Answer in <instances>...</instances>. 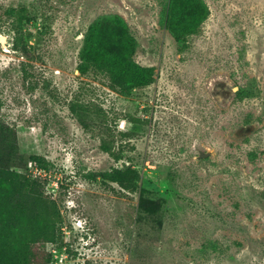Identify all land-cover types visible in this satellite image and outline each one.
I'll return each instance as SVG.
<instances>
[{"label": "rangeland", "instance_id": "1", "mask_svg": "<svg viewBox=\"0 0 264 264\" xmlns=\"http://www.w3.org/2000/svg\"><path fill=\"white\" fill-rule=\"evenodd\" d=\"M177 2L0 0V126L12 169L61 211L55 264H264V0H203L201 24L202 0ZM21 8L24 52L7 14ZM115 16L156 71L129 94L79 71L90 28ZM128 166L136 191L99 176Z\"/></svg>", "mask_w": 264, "mask_h": 264}, {"label": "trees", "instance_id": "2", "mask_svg": "<svg viewBox=\"0 0 264 264\" xmlns=\"http://www.w3.org/2000/svg\"><path fill=\"white\" fill-rule=\"evenodd\" d=\"M201 2V0H200ZM177 0H171V6ZM198 24L206 19L208 6ZM26 8L9 9V17L14 16V47L24 52L23 21ZM178 42L183 36L172 30ZM138 44L131 34L126 21L111 17L96 22L90 28L84 48L81 51L79 71L86 75L91 68L107 73L111 87L123 94L136 88L146 87L156 81L153 67H144L136 62ZM16 132L0 126V264H55L53 255L47 252L48 243H58L63 229V219L57 202L49 197L44 184L38 177L12 169L9 161L17 153ZM105 147V146H104ZM105 151L110 152L105 147ZM118 161L121 158L116 156ZM30 166L45 170L49 162L41 156H31ZM105 182L115 183L126 191H136L141 179L140 172L133 166L113 168L100 174Z\"/></svg>", "mask_w": 264, "mask_h": 264}, {"label": "built area", "instance_id": "3", "mask_svg": "<svg viewBox=\"0 0 264 264\" xmlns=\"http://www.w3.org/2000/svg\"><path fill=\"white\" fill-rule=\"evenodd\" d=\"M38 170H40V169L36 167V168H35V172H37ZM42 171H43V170H42Z\"/></svg>", "mask_w": 264, "mask_h": 264}]
</instances>
